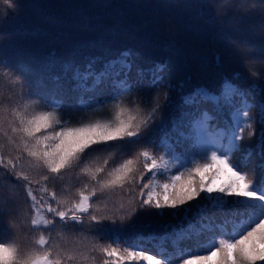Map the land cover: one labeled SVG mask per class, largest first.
Returning <instances> with one entry per match:
<instances>
[{
	"label": "snow or ice",
	"instance_id": "snow-or-ice-1",
	"mask_svg": "<svg viewBox=\"0 0 264 264\" xmlns=\"http://www.w3.org/2000/svg\"><path fill=\"white\" fill-rule=\"evenodd\" d=\"M4 3L9 8L15 7L14 0H4ZM223 39L231 58L244 65L249 78L264 80V67L255 68L244 63L248 55L245 47L227 36ZM215 60L218 65L221 63L220 56ZM131 68L123 54L121 60L109 63L100 71L91 64L83 69L68 64L63 69V76L53 77L58 86L56 92L36 96L21 92L16 106L11 109L13 120L10 122L18 143L9 137L10 142L16 143L20 155L15 158L0 155V171L10 169L5 178L14 175L16 182H27L25 189L33 211L30 221L33 229L51 231L56 228V218L65 230L69 223L82 225L85 215L90 225L112 220L110 216L96 215L100 209H93L91 201L98 193L103 195L109 190L132 185L128 191L135 195H130L129 202L136 206L130 208L129 219L141 211L173 209L176 211L172 214L180 223L171 234L162 237L165 244L157 248L155 254H149L152 249L143 250L144 245L136 242L128 243L122 250L112 246L118 245L115 240L108 246H98V251L105 257L103 264H188V257H194L201 264H264V100L254 104L251 91L241 90L234 83L241 78L240 71L234 72L231 79L223 77L218 92L196 87L182 96L187 111L174 118L171 128L159 137L158 155L147 148L138 150L132 157L116 164L107 173V178H101V174L108 159L95 171L83 168L82 173L98 187L89 190V185L84 184L77 190L75 199H61L55 190L49 191L48 182L61 179L66 170L78 167L96 150L93 146L118 147L141 141L156 123L170 93L167 89L162 92L163 104L159 94L141 91L138 85L133 95L134 86L129 83ZM0 71H3L0 79L12 75L3 66ZM165 71L163 65H156L150 70L137 69V75L142 77L150 72V86L163 87ZM65 76L72 84L69 91L78 94L72 102L59 91ZM18 81H21L20 76L9 82L14 86ZM98 92L107 93L111 114L84 118L83 110L90 106L85 101L98 102ZM260 93L264 95V88H260ZM208 104L216 111L229 110L230 120L222 128L210 124L207 118L210 109L202 107ZM253 107L258 108L255 115L252 114ZM257 134L259 155L254 161L253 151L249 149ZM178 148L182 151H177ZM25 157L27 170L16 171L17 162ZM249 165H252L251 169ZM29 170L38 171L39 179L31 180ZM173 171L175 174H170ZM157 176H167V179L159 183L155 180ZM33 185L40 193H47V198L44 195L38 198ZM200 201L206 203L192 214L190 202L199 204ZM228 205L234 207L219 222L207 216L209 206L223 211ZM193 215L199 219H193ZM206 233L207 238L201 240ZM9 240L15 241V235L10 233L5 237L0 234V264H69L77 259H88L75 251L45 247L48 239L43 234L27 248L6 242ZM188 241L193 242V246H186ZM169 242L171 253L165 247ZM201 252L208 254L199 255Z\"/></svg>",
	"mask_w": 264,
	"mask_h": 264
},
{
	"label": "trees",
	"instance_id": "trees-1",
	"mask_svg": "<svg viewBox=\"0 0 264 264\" xmlns=\"http://www.w3.org/2000/svg\"><path fill=\"white\" fill-rule=\"evenodd\" d=\"M14 4V8H9L4 0H0V66L12 74L0 79V155L6 158L20 155L16 143L10 142L9 137L17 140L10 127L13 120L11 109L16 106L21 92H30L33 96L56 92L58 86L53 77L63 76L65 65L83 69L91 64L100 71L109 63L121 60L123 54L132 65L129 83L134 86L133 95L138 85L141 91L159 94L163 104L162 92L167 89L170 93V99L156 123L141 141L118 147L93 146L96 150L87 155L78 167L66 170L61 179L50 180L47 184L49 191L55 190L61 199L77 198V190L84 184L89 185V190L93 186L98 187L82 173L85 167L95 171L108 159L109 163L101 174V178H107V173L116 164L132 157L138 150L147 148L158 155L159 137L171 128L174 118L187 111L182 96L196 87L218 92L223 77L231 79L234 72L240 71L241 78L234 83L241 90L251 91L254 104L264 100L260 93L264 80L249 78L244 65L231 58L223 39L227 36L245 47L248 51L245 64L264 67V0H14ZM216 56L221 57L219 65ZM156 65H163L166 69L163 87L150 86V72L142 77L137 75V69L150 70ZM15 76H20L21 81L13 86L9 81ZM0 77H3V71H0ZM61 85L60 94L65 95L69 102L74 101L78 94L69 91L72 84L68 77L61 80ZM106 97L107 93L98 92V102L86 100L90 106L83 110L84 118L103 117L105 113L110 115L111 101ZM126 97L125 93V102ZM202 107L210 109L207 118L213 127L222 128L230 120L228 109L216 111L211 104ZM257 111L258 108L253 107L252 114ZM255 127L259 130L258 123ZM251 145L249 150L253 151L252 159L255 161L259 155V134L252 139ZM251 167L249 165V169ZM22 170H27L26 157L17 162L16 171ZM6 171H0V200L3 201L0 203V234L5 237L14 234L16 240L6 242H15L25 248L43 234L48 239L45 247H59L88 257L69 264H103L105 257L98 251V246H108L114 240L118 245L112 246L121 250L128 243L136 242L144 245L143 250L152 249L149 254H155V250L165 244L162 237L166 233L171 234L180 223L179 218L172 214L176 211L173 209L141 211L129 219L130 208L136 206L130 204L129 198L135 193L128 191L132 185H125L123 189L115 188L103 195L98 193L91 201L93 209H100L96 215L110 216L112 220L90 225L85 215L82 225L69 223L65 230L56 218L55 229L37 231L30 223L33 211L25 189L27 182H16L14 175L5 178ZM28 174L31 180L40 176L36 170H29ZM170 174L174 175L175 171ZM251 176L249 171V178ZM166 179L167 176L155 177L159 183ZM32 188L38 198L41 195L47 198V193H40L36 185ZM205 203L190 202L192 214ZM232 207L228 205L222 211L209 206L207 216L219 222ZM158 211L163 214L157 215ZM183 215L181 211L180 216ZM121 217H124L123 221ZM192 218L199 219L194 215ZM186 246H193V242H186ZM165 247L169 253L172 252L170 242ZM186 259L188 264H201L194 257Z\"/></svg>",
	"mask_w": 264,
	"mask_h": 264
}]
</instances>
